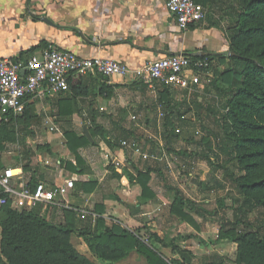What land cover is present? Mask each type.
<instances>
[{
  "label": "crops",
  "instance_id": "crops-1",
  "mask_svg": "<svg viewBox=\"0 0 264 264\" xmlns=\"http://www.w3.org/2000/svg\"><path fill=\"white\" fill-rule=\"evenodd\" d=\"M210 1L204 0L207 6ZM208 18H213L211 13H207L203 22L181 31L175 18L167 12L165 0H0V58L20 62L40 60L43 52L52 49L69 51L82 58L98 56L116 60L131 71L140 70L148 61L169 56L215 59L227 53L228 45L221 29L212 25ZM157 98L137 80L105 78L98 74L71 81L69 90L61 94L43 91L28 97L23 102V113L17 116L22 118L27 112V120L15 122L14 119L11 125H15L17 135L20 129L39 135L42 144L36 145L30 138L19 142L17 137L15 149L18 153L26 147L32 155L27 163L15 159L14 165L2 167L21 168L27 184L61 185L74 177L76 182L69 195L54 206L46 207L52 221L58 219L59 224H63V210L77 213L90 224L100 217L105 227L116 225L127 230L165 258L169 250L170 256L166 259L171 260V239L175 236H171L170 194L155 189L150 174L148 187L153 197L142 201L139 185L128 179L129 176L135 178L131 170L141 169L135 156L120 146L122 136H131L122 140L129 141L136 133H147L152 124L156 123L155 128L160 131ZM151 110L155 111V117L149 122ZM7 123H0V132L2 124ZM84 129L91 142L84 135ZM67 132L84 136L89 143L77 150L84 164V171L79 174L60 165V162L76 165L75 156L68 150L63 137ZM23 142L26 146L20 145ZM6 143L2 142L5 152L1 154V165L4 157L10 154ZM89 182L96 184L95 189L92 193H84L82 185ZM97 208L102 209L101 216L96 213ZM194 220L198 229L177 221V228L172 231L178 230L180 234L183 230L186 235L183 242L197 238L196 242L205 244L209 228L200 225L195 217ZM82 228L74 230L80 234ZM142 228H149L147 237L139 233ZM152 235L163 244L155 241ZM214 244L220 249L217 257H221L224 264L235 260L234 244L219 241ZM225 247L234 251L232 256L221 252ZM184 249L196 256L199 246L189 244ZM137 256L130 253L124 259L125 264H137L133 262ZM140 258L141 263L146 264L145 259Z\"/></svg>",
  "mask_w": 264,
  "mask_h": 264
},
{
  "label": "trees",
  "instance_id": "trees-1",
  "mask_svg": "<svg viewBox=\"0 0 264 264\" xmlns=\"http://www.w3.org/2000/svg\"><path fill=\"white\" fill-rule=\"evenodd\" d=\"M194 1L204 8L207 6L204 0ZM232 8L233 11L227 13L233 18L226 34L229 51L215 57L223 64V69L214 70L215 79L211 81L218 94V111L210 108L209 112L221 129V135L216 136L218 152L213 156L219 159L222 155L223 167L231 165V171L222 168L226 170L225 181L237 195V199H234L237 204L234 216L237 220L219 224L217 240L236 246L235 264H264V0H232ZM229 52L234 55L228 56ZM192 59L206 60L212 67L209 57ZM169 90H158L157 102L160 107L173 103ZM194 106L196 110L202 107L197 102H194ZM174 110L171 108L166 113L165 128L168 122L174 124L182 116H175ZM26 114L22 118L10 117L7 124H2L3 128L11 126L14 119L15 122L19 119L22 121ZM63 137L68 150L75 156L76 165L60 162L61 167L74 174L82 173L84 164L77 150L89 144L87 139L72 132L64 133ZM129 137L122 136L120 141ZM2 142L0 138V171L3 169L1 154L5 152ZM203 158L212 166L207 156ZM135 173V178L129 176L128 179L135 180L139 185L141 200L152 199L148 187L150 170H136ZM29 186L33 188L35 183H29ZM95 186L93 182L82 185L84 193H92ZM217 187L225 189V185L219 182ZM3 197L0 194V198ZM63 211L65 222L56 226L35 210L17 212L8 206L0 208V264H93L72 245L74 225L68 217L72 213ZM170 212L181 223L198 229L190 212L197 215L200 212L188 200L176 196ZM96 213L101 216L102 209L97 208ZM253 213L257 216L251 222L248 216ZM83 227L79 236L88 251L105 264H116L132 252L144 258L146 264L189 263L185 257L166 259L153 246L127 230L116 225L105 227L100 217L95 219L94 224L86 223ZM152 238L162 243L157 236L152 235ZM185 253L192 257L190 252ZM207 264H224V261L214 256L208 259Z\"/></svg>",
  "mask_w": 264,
  "mask_h": 264
},
{
  "label": "rangeland",
  "instance_id": "rangeland-1",
  "mask_svg": "<svg viewBox=\"0 0 264 264\" xmlns=\"http://www.w3.org/2000/svg\"><path fill=\"white\" fill-rule=\"evenodd\" d=\"M205 11L206 14L211 13L213 17L211 18L212 25L221 29L226 39V34L229 33L228 26L233 22V18L227 15L228 12L233 11L232 0H211L207 8H205ZM209 62L212 67L209 66L207 70L201 74L199 84L191 93L169 88L173 103H167L161 107V111L164 113L165 117L166 113L173 108L175 109V116H177V114L182 115L179 120L174 122V124L168 122L166 129L163 126V117L158 120L159 126L161 127L160 131H158L159 133L155 128V123V125L152 124L149 126L147 133L134 134L129 142L134 141L138 145L140 149L139 153H134L129 148H126L131 155L135 156V162L139 169L150 170L152 186L159 191H167L168 194H170L169 199H171V204L175 200V197L179 195L191 202L194 208L199 210L200 215L192 212H190V215H192L193 218L195 217L200 225L208 226L209 234L206 237L205 244L196 242L197 238H193V241L189 240L183 242L186 235L183 230L180 234H177L178 230L172 231V228H177L176 222L178 220L171 215V236H175L171 239V257L177 259L185 257L188 262H192L193 264H207L209 257L217 256L220 249L215 247L214 242L219 241L217 240L219 224L233 223L237 220V217L234 216V211L237 207L234 199H237V195L225 181L226 170L223 169L227 168L231 171V165L223 167L222 155L219 154V159L213 156V154L218 152V141L216 136L221 135V129L219 124L215 121L214 115L209 112L210 108L214 109V111H218V94L211 85V81L215 79L214 70L221 71L223 69V64L216 59H210ZM183 99L185 100L184 102ZM221 100L220 98V101ZM194 102L199 103L202 107L196 110ZM150 113L149 122H152V119L155 117V111L151 110ZM21 126L22 125L19 126V129ZM19 133L20 135L16 134L15 125L3 128L0 132V138L7 142L6 147L10 153L4 157V164H2V166L14 165L15 159L26 163L29 161L32 154L30 151L27 152L28 149L26 147L23 148L20 154L15 149L17 137V141L19 142L26 138H30L36 141V145L42 144L40 143V139H38L39 135H32L21 129ZM20 145L26 146L25 142ZM209 150H211V152ZM143 155H146L147 158H143ZM204 156L210 159L212 166L204 160ZM129 169L131 168L129 167ZM131 172L136 174L135 170H131ZM218 182L224 184L225 189H218ZM48 208L37 206L35 212L49 223L59 226L60 221L58 219L52 221V219L48 217ZM71 213L70 215L73 216L72 218L71 216H67L70 220L72 219L74 228L85 225V219H81L75 212ZM165 213L167 212L165 211ZM256 216L257 214L253 213L248 216V219L252 222L255 220ZM148 229L149 228H142V231L139 233L147 237L149 234ZM166 242L167 241H164V244H167ZM71 243L75 249L86 255L93 264H105L86 250L85 243L81 241L78 230L73 231ZM189 244H191L192 247L199 246V249L195 251L197 255H192L190 258L187 253H185L187 252L186 249H184L187 248ZM154 246L161 251L163 250L162 246L160 247L158 244L154 243ZM168 252L166 258L170 256ZM221 252L226 254L225 256H232L234 251L225 247ZM133 260V262L137 264H145L144 262L141 263V258L138 256ZM116 264H125V260ZM227 264L235 263L230 260Z\"/></svg>",
  "mask_w": 264,
  "mask_h": 264
},
{
  "label": "built area",
  "instance_id": "built-area-1",
  "mask_svg": "<svg viewBox=\"0 0 264 264\" xmlns=\"http://www.w3.org/2000/svg\"><path fill=\"white\" fill-rule=\"evenodd\" d=\"M165 8L175 20L177 28L186 31L206 19L203 6L194 0H165ZM209 67L206 60L186 56H169L145 63L140 70L131 71L116 60L82 58L69 51L47 50L41 59L25 62L0 58V123L24 111L23 102L40 92L61 94L69 90L70 82L98 74L105 78H132L147 86L157 96L161 88L183 90L191 93L199 84L201 74ZM23 72V76H21ZM164 113L158 106L159 120ZM120 146L134 153L140 149L134 141H121ZM143 158H147L143 155ZM76 179L64 180L61 185L38 183L33 188L25 183L21 168L6 167L0 171V208L8 206L17 212H31L37 206H54L73 190Z\"/></svg>",
  "mask_w": 264,
  "mask_h": 264
},
{
  "label": "water",
  "instance_id": "water-1",
  "mask_svg": "<svg viewBox=\"0 0 264 264\" xmlns=\"http://www.w3.org/2000/svg\"><path fill=\"white\" fill-rule=\"evenodd\" d=\"M234 54L233 53H231V52H229L228 53V56H233ZM23 72H21V76H23ZM84 135L86 136V138L91 142V138H90V136H89V134L87 133V131H86V129H84Z\"/></svg>",
  "mask_w": 264,
  "mask_h": 264
}]
</instances>
